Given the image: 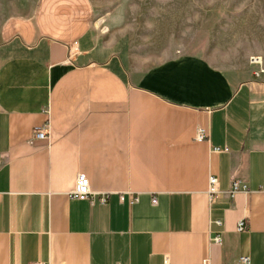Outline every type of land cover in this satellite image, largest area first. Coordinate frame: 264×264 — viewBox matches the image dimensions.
<instances>
[{
  "label": "crops",
  "instance_id": "obj_1",
  "mask_svg": "<svg viewBox=\"0 0 264 264\" xmlns=\"http://www.w3.org/2000/svg\"><path fill=\"white\" fill-rule=\"evenodd\" d=\"M97 12L37 0L0 21V264H264V56L145 63Z\"/></svg>",
  "mask_w": 264,
  "mask_h": 264
},
{
  "label": "rangeland",
  "instance_id": "obj_2",
  "mask_svg": "<svg viewBox=\"0 0 264 264\" xmlns=\"http://www.w3.org/2000/svg\"><path fill=\"white\" fill-rule=\"evenodd\" d=\"M37 0H0V21ZM98 17L145 63L183 54L205 56L226 71L264 56V0H96Z\"/></svg>",
  "mask_w": 264,
  "mask_h": 264
},
{
  "label": "built area",
  "instance_id": "obj_3",
  "mask_svg": "<svg viewBox=\"0 0 264 264\" xmlns=\"http://www.w3.org/2000/svg\"><path fill=\"white\" fill-rule=\"evenodd\" d=\"M250 63L253 65H258V68L256 70H253V75L256 78H259V76L264 73V68L261 66L262 59L260 56H251L249 59ZM49 133V127L48 125H45L43 127H36L33 130V137L35 139H45L47 138V135ZM206 138V133L202 128H198L196 130V140L201 141ZM217 150V149H216ZM238 190H248L246 186H241L238 181L232 182L231 187V193H234ZM219 191L218 188V180L215 176L210 175L208 178V194L209 196H214ZM70 196L72 198L78 199V200H88L91 203L94 201V198L96 196L95 192H93L90 189L89 180L88 178L82 174L79 173L76 176L74 188L70 192ZM100 202L105 203L106 202V195H101ZM153 202H155V199H153ZM237 231H243L244 230V222L239 221L236 227ZM211 241L214 243H220L221 237L219 235H215L211 238ZM33 264H46L44 262H34ZM164 264H168V260H165ZM199 264H211L208 258L203 259ZM233 264H250V258L246 255L239 256Z\"/></svg>",
  "mask_w": 264,
  "mask_h": 264
}]
</instances>
